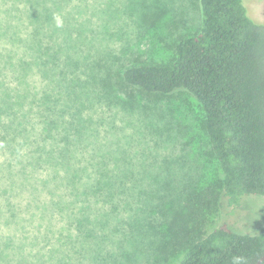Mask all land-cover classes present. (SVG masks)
I'll list each match as a JSON object with an SVG mask.
<instances>
[{"label":"trees","instance_id":"1","mask_svg":"<svg viewBox=\"0 0 264 264\" xmlns=\"http://www.w3.org/2000/svg\"><path fill=\"white\" fill-rule=\"evenodd\" d=\"M160 1L94 0L92 12L87 0H0V207H17L9 195L26 188V218L6 222L40 229L34 264H255L264 254V231L209 226L222 207L264 197V23L248 0H197L199 28L148 59L138 30L159 32ZM123 12L135 40L121 27L116 50L103 31ZM184 94L199 108L193 122L173 114ZM118 115H137L134 137L117 135Z\"/></svg>","mask_w":264,"mask_h":264},{"label":"rangeland","instance_id":"2","mask_svg":"<svg viewBox=\"0 0 264 264\" xmlns=\"http://www.w3.org/2000/svg\"><path fill=\"white\" fill-rule=\"evenodd\" d=\"M88 7L92 10L99 8L94 4V0H87ZM160 4H166L168 7V13L160 21V27H158V33L151 30L147 33L145 30L140 29L142 36V43L140 45L143 51L148 49L149 43L151 46L150 51L145 52L148 57L155 59H166L171 51L170 47L174 39L178 35L192 34L199 28L200 13L197 0H161ZM120 7L123 9L122 4ZM246 8L248 16L253 20L264 23V0H248L246 1ZM62 14L58 13L57 17L61 18ZM81 20L90 19L88 22L89 27L94 29H101L97 17L91 13L80 16ZM133 16L128 13H120L119 20L116 24L108 23V31H103V36L106 42L115 48L119 49V45L124 38V35L119 39L118 30L122 27L123 31H127L128 34H132L127 38L129 41L134 39V24ZM166 24H164L165 21ZM126 38V39H127ZM132 38V39H131ZM128 41V42H129ZM36 70L29 75V84L31 85L32 93L39 94V90L42 91L45 82L41 79ZM47 88V87H46ZM175 106H173V114L177 117H186L189 121L193 122V119L199 117V108L195 101L187 96L182 95L179 99L175 100ZM124 114V113H123ZM123 115L113 117L114 123L117 127V135L129 134L134 137L135 130L140 127V121H138L137 115H127L122 118ZM110 136V135H109ZM108 136V137H109ZM109 140V138H108ZM106 141V139H104ZM1 190V182H0ZM9 196L16 204L17 207H0V264H34L35 252L41 247L37 241L40 236V229H37L33 224H27L19 222L21 225L16 228L12 222H6L10 215H18V219L26 218V199L27 191L23 188L17 192L13 191ZM5 196L0 191V202ZM2 208V209H1ZM60 221V220H59ZM225 223L232 229L239 232H261L264 231V197L247 196L243 198L239 208L232 210L231 208L224 206L215 214L209 226H217Z\"/></svg>","mask_w":264,"mask_h":264},{"label":"water","instance_id":"3","mask_svg":"<svg viewBox=\"0 0 264 264\" xmlns=\"http://www.w3.org/2000/svg\"><path fill=\"white\" fill-rule=\"evenodd\" d=\"M263 260H264V254L258 259V261L255 264H261Z\"/></svg>","mask_w":264,"mask_h":264}]
</instances>
